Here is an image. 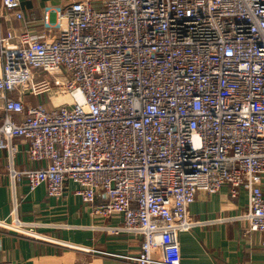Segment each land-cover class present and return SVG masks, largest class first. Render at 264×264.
Masks as SVG:
<instances>
[{
  "label": "built area",
  "instance_id": "built-area-1",
  "mask_svg": "<svg viewBox=\"0 0 264 264\" xmlns=\"http://www.w3.org/2000/svg\"><path fill=\"white\" fill-rule=\"evenodd\" d=\"M41 16V34L17 35L3 23L23 19L20 0H0L12 186L59 198L75 183L93 215L121 216L107 235L141 236L137 264H180L198 191L243 188L234 220L264 233V0H66ZM52 91L49 109L24 101ZM16 138L34 167L15 169ZM0 228L38 238L15 215Z\"/></svg>",
  "mask_w": 264,
  "mask_h": 264
},
{
  "label": "crops",
  "instance_id": "crops-1",
  "mask_svg": "<svg viewBox=\"0 0 264 264\" xmlns=\"http://www.w3.org/2000/svg\"><path fill=\"white\" fill-rule=\"evenodd\" d=\"M65 3L66 0H20L23 19L10 18L4 21L3 28L12 29L17 35L24 28L41 34L43 7ZM54 33L45 34L52 37ZM53 98L41 100L27 94L24 101L49 109ZM3 116L0 100V123ZM13 143L15 169L34 167L26 159V141L16 138ZM77 190L78 186L68 181L62 196L52 198L46 195L44 185L30 191L26 182L20 180L12 186L7 151L0 147V221L9 223L15 215L38 235L33 238L0 228V260L14 264H137L128 258L137 255L141 236L107 235L104 229L121 225V216L114 214L103 219L93 215ZM261 190L264 195V179ZM246 204L243 188L235 198L230 197L225 185L212 195L198 191L188 209L196 224L178 234L180 264H264V233L249 232L245 222L234 220L245 212Z\"/></svg>",
  "mask_w": 264,
  "mask_h": 264
},
{
  "label": "rangeland",
  "instance_id": "rangeland-1",
  "mask_svg": "<svg viewBox=\"0 0 264 264\" xmlns=\"http://www.w3.org/2000/svg\"><path fill=\"white\" fill-rule=\"evenodd\" d=\"M30 72L34 75V80L37 82V81H42V80H45V79H48V77L44 74H42L40 72V70H37V69H33L31 68L30 69ZM54 93L53 91L52 92H49V93H43L41 95H39V99L41 100H48V101H51L52 100V97H53Z\"/></svg>",
  "mask_w": 264,
  "mask_h": 264
}]
</instances>
